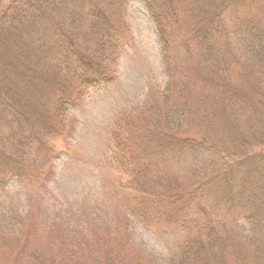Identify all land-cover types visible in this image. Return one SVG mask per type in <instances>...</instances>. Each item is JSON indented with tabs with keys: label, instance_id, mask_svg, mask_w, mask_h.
Returning a JSON list of instances; mask_svg holds the SVG:
<instances>
[{
	"label": "trees",
	"instance_id": "16d2710c",
	"mask_svg": "<svg viewBox=\"0 0 264 264\" xmlns=\"http://www.w3.org/2000/svg\"><path fill=\"white\" fill-rule=\"evenodd\" d=\"M138 1L159 39L163 71L169 76V36L178 29L179 12L172 0ZM253 1L264 15V0H201L199 13L195 20L191 18L192 26L181 41L186 57L196 56L200 64H207L206 70L210 68L221 77L214 107L222 129L233 125L235 129L236 111L243 102L225 81V61H215L213 56L229 54L219 47V40L233 36L245 43L246 55L260 61V54H264V26L253 16L242 22L234 18L228 28L223 20L227 10ZM127 3L128 0H0V121L10 129L5 139L13 146L21 144L12 155L5 151L7 147L0 136V178L7 170L2 162L8 163V170L11 162L16 165L21 146L53 134L50 117L62 119L67 108L80 105L89 90L103 85L98 80L101 76L113 75L109 64L102 62L117 58L128 38ZM32 24L39 26L40 36L29 52L37 62L46 60L42 65L29 64L16 52L18 32ZM166 78L156 90L157 96H149L143 112L132 120L120 117L110 129L111 158L128 174L127 184L135 191L140 215L147 219L149 207L162 206L177 226L179 236L173 249L164 261L151 264H264V177L258 178L253 169L244 166L248 160L260 159L264 145L247 153L235 131H225L226 137L217 144L200 135L187 137L185 131H199L193 123L196 113L207 119L206 110L212 111L208 96L193 107L188 101L187 84L181 82L180 76L177 80ZM42 90L53 92L47 113L39 112L43 106L35 101ZM26 130L31 133L19 138ZM141 134L142 143L134 146L131 139L135 141ZM162 149L177 159V181L163 173L152 174L154 165H149L147 155L156 157V151ZM181 171L185 174L182 177ZM208 198L214 206L225 203L240 208L247 228L240 225L235 233L233 224L215 223L200 205ZM238 238L247 244L245 250L235 249ZM107 251H96L100 253L94 256L93 263L121 264ZM32 260L42 264L39 257L32 255Z\"/></svg>",
	"mask_w": 264,
	"mask_h": 264
},
{
	"label": "rangeland",
	"instance_id": "374dc122",
	"mask_svg": "<svg viewBox=\"0 0 264 264\" xmlns=\"http://www.w3.org/2000/svg\"><path fill=\"white\" fill-rule=\"evenodd\" d=\"M172 1L179 12V25L169 36V76L163 71L159 39L144 7L138 0H128L125 11L128 38L117 58L102 62L109 64L113 75L98 79L103 85L88 91L87 103L83 99L80 105L67 108L60 120L50 117L53 134L21 146L23 154L19 151V162L14 165L10 161L13 169L8 170V163L2 162L7 170L0 178V264H35L32 255L41 258L42 264H94V256L100 253L95 252L101 249L108 250L121 264L164 261L179 236L177 226L162 206L149 207L147 219L140 215L135 191L127 184L128 174L111 158L110 129L120 117L123 121L132 120L143 112L149 96L165 84L166 77L177 80L180 76L181 82L187 84L188 101L193 107L208 96L212 111L206 110L207 119L196 113L193 123L196 122L199 131L197 134L185 131L187 137L200 135L217 144L226 137L225 131H235L247 153L264 145V54H260L257 62L246 55L245 43L240 39L228 36L219 40V47L229 54L214 55L213 59L225 61L228 66L225 81L243 102L236 111L235 129L234 125L222 129L214 107L221 77L210 68L206 70L207 64H200L196 56L186 57L181 50L182 38L192 26L191 18L196 19L201 0ZM247 16H253L264 26V15L254 1L239 3L224 12V25L231 27L234 18L242 22ZM39 29L32 24L18 32L15 39L16 52L29 64L46 63L44 59L37 62L30 53L31 45L35 46L34 40L40 36ZM226 42L230 44L228 47ZM41 92L35 101L39 100L43 106L39 112L47 113L53 92ZM9 131L0 121L5 151L14 155L21 144L13 146L5 139ZM27 133L31 132L23 131L18 137ZM131 141L139 146L143 135ZM164 149L156 151V157L147 155V162L154 165L152 174L163 173L177 181V159L163 152ZM212 156L216 159V155ZM255 163L264 164V153L260 159L244 164L258 178L264 177V165ZM199 165L205 173L203 164ZM181 174L185 175L182 171ZM210 200L200 205L215 223L233 224L235 233L240 225L247 228L240 208L225 203L214 206ZM237 240L235 249L245 250L247 244L240 238Z\"/></svg>",
	"mask_w": 264,
	"mask_h": 264
},
{
	"label": "clouds",
	"instance_id": "9594fccd",
	"mask_svg": "<svg viewBox=\"0 0 264 264\" xmlns=\"http://www.w3.org/2000/svg\"><path fill=\"white\" fill-rule=\"evenodd\" d=\"M84 99H85V102L87 103V100H88V96L86 95Z\"/></svg>",
	"mask_w": 264,
	"mask_h": 264
}]
</instances>
